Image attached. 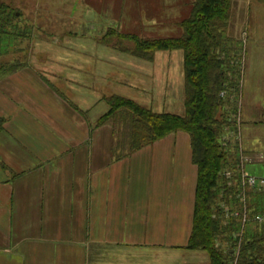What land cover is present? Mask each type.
<instances>
[{
  "label": "crops",
  "instance_id": "crops-1",
  "mask_svg": "<svg viewBox=\"0 0 264 264\" xmlns=\"http://www.w3.org/2000/svg\"><path fill=\"white\" fill-rule=\"evenodd\" d=\"M192 1L149 0L164 10L147 17L156 33L152 37L180 35L177 23L187 16L182 8ZM157 54L152 61L127 60L131 70L124 72L134 81L126 88L150 94L137 96L150 109L157 100L166 105L164 89L162 98L153 99L152 90L139 89L135 80L158 77L157 83H164L176 74L171 60L160 62ZM160 64L163 73L155 71ZM139 65L149 69L134 70ZM26 71L0 79V116L5 118L0 132V264H188L197 259L185 248L197 181L189 135L172 133L117 157L111 127L94 128L95 118H85L90 101L78 111L61 109L57 92L34 83ZM82 92L88 101L94 91ZM125 98L140 104L138 98Z\"/></svg>",
  "mask_w": 264,
  "mask_h": 264
},
{
  "label": "rangeland",
  "instance_id": "rangeland-1",
  "mask_svg": "<svg viewBox=\"0 0 264 264\" xmlns=\"http://www.w3.org/2000/svg\"><path fill=\"white\" fill-rule=\"evenodd\" d=\"M0 5L5 6V13L13 15L4 25L6 33L0 38V79L27 69L26 76L31 77L34 83L39 82L45 90L57 92L61 109L78 111L87 108L90 101L85 118H95L94 123L101 116H97L98 112L107 105L104 103L107 97L150 96L124 86L125 83L134 85V81L126 77L131 70L127 60L144 59L119 51L114 42L118 40V33L136 34L143 38L156 36L155 31L147 26L148 18L158 8L164 12L162 5L149 3V0H0ZM182 9L183 14L188 15L190 5ZM169 11L167 14L173 15ZM108 31H113L115 36L106 37ZM224 33L229 56L235 59L232 63L235 62L240 71L239 91L233 99L237 109L230 115L235 131L230 135L237 145L241 169L243 167L251 175H264V0H230ZM168 34L172 36L174 33ZM122 44L126 48L133 47L127 39ZM158 53L156 59L160 62L171 60V70L176 74L172 73V78L163 74L166 77L164 83H157L160 82L158 77L154 82L140 77L135 84L139 89L150 88L153 99L162 98L164 89L166 105L162 107L161 101L157 100L152 110L157 108L160 112L182 114L184 74L180 78L178 71L183 53L181 50ZM137 67L134 70L149 69ZM155 71L163 73L166 69L160 64ZM84 88L94 91L89 94L88 101L85 100L86 93L82 92ZM96 98L102 99L93 104ZM138 100L148 107V101ZM242 204L243 214L235 210L234 215L244 226L243 223H253L254 219L246 217V205ZM189 251L196 253L197 259L190 260L188 264L210 263L206 251Z\"/></svg>",
  "mask_w": 264,
  "mask_h": 264
},
{
  "label": "trees",
  "instance_id": "trees-1",
  "mask_svg": "<svg viewBox=\"0 0 264 264\" xmlns=\"http://www.w3.org/2000/svg\"><path fill=\"white\" fill-rule=\"evenodd\" d=\"M229 12L230 0H193L188 15L177 23L178 36L143 38L118 33L114 46L136 58L151 61L158 51H182L184 112H155L113 95L105 98L107 111L98 117L94 128L111 127L112 140L120 151L117 157L169 134L187 133L197 181L186 248L206 251L209 264H264V222L255 220L264 214V193L242 187L240 155L230 135L235 131L230 115L237 109L233 99L239 91L240 71L226 48L224 30ZM12 16L0 5V38ZM112 35L113 31L106 33L108 38ZM124 39L133 47H124ZM4 122L0 116V132ZM242 203L246 217L254 219L244 226L234 215L235 210L243 214Z\"/></svg>",
  "mask_w": 264,
  "mask_h": 264
},
{
  "label": "built area",
  "instance_id": "built-area-1",
  "mask_svg": "<svg viewBox=\"0 0 264 264\" xmlns=\"http://www.w3.org/2000/svg\"><path fill=\"white\" fill-rule=\"evenodd\" d=\"M240 172H241L240 180L243 188L251 189L254 192L264 193V175H260V176L251 175L247 173L243 167ZM226 175L229 176V172H227ZM242 200H244V198H242ZM256 219L259 222H264V214L257 216Z\"/></svg>",
  "mask_w": 264,
  "mask_h": 264
}]
</instances>
